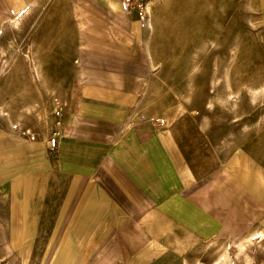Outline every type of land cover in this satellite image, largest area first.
I'll use <instances>...</instances> for the list:
<instances>
[{"label": "crops", "instance_id": "crops-1", "mask_svg": "<svg viewBox=\"0 0 264 264\" xmlns=\"http://www.w3.org/2000/svg\"><path fill=\"white\" fill-rule=\"evenodd\" d=\"M257 7L264 56V0ZM74 14L81 39L67 118L51 155L45 146L29 154L30 189L17 192L18 263L195 264L205 244L261 228L256 169L222 156L191 112L162 124L134 112L146 79L126 14L101 0H77Z\"/></svg>", "mask_w": 264, "mask_h": 264}, {"label": "rangeland", "instance_id": "rangeland-1", "mask_svg": "<svg viewBox=\"0 0 264 264\" xmlns=\"http://www.w3.org/2000/svg\"><path fill=\"white\" fill-rule=\"evenodd\" d=\"M76 1L25 0L16 9L0 0V149L21 146L17 150L29 164V154L39 155L41 146L47 155L54 152L67 118L68 94L79 67ZM146 1L149 17L144 24L124 15L142 31L136 48L147 85L134 112L167 121L173 113L191 112L222 156L246 162L264 182L258 0ZM6 156L12 152H0V158ZM29 164L0 167V264H20L10 248L18 238L12 231L8 184L2 183L31 171ZM261 226L205 244L195 264H264V237L257 235L264 232V217ZM243 242L247 245L241 250Z\"/></svg>", "mask_w": 264, "mask_h": 264}, {"label": "bare ground", "instance_id": "bare-ground-1", "mask_svg": "<svg viewBox=\"0 0 264 264\" xmlns=\"http://www.w3.org/2000/svg\"><path fill=\"white\" fill-rule=\"evenodd\" d=\"M100 1V0H99ZM103 3H105L112 11L117 12V13H121L122 15H124V12L122 11L121 5H120V0H101ZM92 16V15H91ZM94 17V16H93ZM78 18V17H76ZM96 18V17H95ZM91 20V19H90ZM83 21V20H82ZM88 22V21H87ZM97 22V21H96ZM89 23V22H88ZM100 23V22H99ZM103 23V22H102ZM91 24V23H90ZM97 24V23H96ZM104 24V23H103ZM17 25V24H16ZM99 25V24H98ZM83 27V26H82ZM92 27V26H91ZM81 28V27H80ZM85 28V26H84ZM103 29V28H102ZM109 29V28H108ZM131 31L132 34L136 37V39L138 41H141V27L140 24L138 22H133L132 26H131ZM85 34V33H84ZM82 36V35H81ZM95 38V37H94ZM81 39V38H80ZM87 41V40H86ZM103 41V40H102ZM136 41V40H135ZM104 42V41H103ZM130 42L127 41L126 43V49L129 48ZM106 44V42H105ZM109 48V47H108ZM136 49V48H135ZM134 49V50H135ZM94 51V50H93ZM140 51V50H138ZM111 52V51H110ZM122 52V51H121ZM112 56V55H111ZM142 59V58H141ZM141 61V60H140ZM144 63V62H143ZM38 73V71H37ZM150 73V72H149ZM151 75V74H150ZM147 82V81H146ZM147 85V84H146ZM131 109V107H130ZM175 114H171V116H169V120L173 119L175 116ZM24 146V145H23ZM39 146V145H38ZM37 146V147H38ZM19 147L21 146H17V145H11L9 147L6 148H1V151H11L12 152V156L8 157H4V158H0V167H15L17 168V166H25V164H29L28 159H23L25 158L23 156L22 151L17 150ZM33 148V147H32ZM30 165V164H29ZM22 167V168H23ZM29 169V168H28ZM31 170V169H30ZM33 170V169H32ZM28 171V172H24V173H18V174H14L12 177H10L7 181H9V185L7 186L8 192L11 196V201H10V207L12 210L13 215L15 216L16 213L18 212V209H20L22 202L21 199L18 197L17 192L19 190H24L25 195L27 194L28 190L30 189V185H31V180H30V176L31 173H33L34 171ZM19 172V171H18ZM250 174L254 175V171L249 170ZM262 186L264 188V182L262 181ZM257 200V199H256ZM12 231H13V224H12ZM260 231V230H259ZM258 238L262 239L264 237V232H257ZM256 237V236H255ZM249 240V239H248ZM252 242V240H250ZM244 243V242H243ZM248 243V242H247ZM246 243L242 244L241 246V250H243L246 247ZM17 257L19 260V253H17Z\"/></svg>", "mask_w": 264, "mask_h": 264}, {"label": "built area", "instance_id": "built-area-1", "mask_svg": "<svg viewBox=\"0 0 264 264\" xmlns=\"http://www.w3.org/2000/svg\"><path fill=\"white\" fill-rule=\"evenodd\" d=\"M122 11L130 17L136 18L140 24H144L149 17L148 2L146 0H120ZM162 124V120H156Z\"/></svg>", "mask_w": 264, "mask_h": 264}]
</instances>
